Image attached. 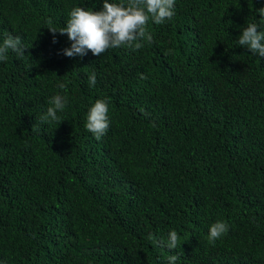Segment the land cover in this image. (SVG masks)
<instances>
[{
    "label": "trees",
    "instance_id": "1",
    "mask_svg": "<svg viewBox=\"0 0 264 264\" xmlns=\"http://www.w3.org/2000/svg\"><path fill=\"white\" fill-rule=\"evenodd\" d=\"M103 2L0 0V44L26 48L0 61V264H264V57L239 44L264 31V0H175L171 20L149 18L152 43L63 55L49 29ZM105 97L97 139L87 116ZM171 230L180 248L158 246Z\"/></svg>",
    "mask_w": 264,
    "mask_h": 264
},
{
    "label": "clouds",
    "instance_id": "2",
    "mask_svg": "<svg viewBox=\"0 0 264 264\" xmlns=\"http://www.w3.org/2000/svg\"><path fill=\"white\" fill-rule=\"evenodd\" d=\"M264 19V7L256 10ZM175 15V0H128L127 6L114 4L104 0L102 9L99 11H89L83 7H74L70 12V18L65 27L59 31L49 29L53 34H66L70 47L64 48L62 54L69 57H82L87 51H91L94 56H101L109 48H118L122 45L139 49L143 42L152 43L153 36L146 31V24L151 17L156 24H162L165 20H171ZM257 23H249L241 31L239 44L249 50L253 55L264 57V31H258ZM55 43V37L53 38ZM25 47L21 43L20 36L11 34L0 44V61L7 58L9 50L23 56ZM91 86L96 84V75L89 76ZM58 88L67 89L66 83L58 84ZM108 99H97L90 107L87 116L86 128L97 139L106 134L109 128ZM67 98L57 94L52 97V106L47 109L46 114L40 117V123L47 124L51 121H58L57 112L65 108ZM229 225L224 221H217L209 228L208 239L215 241L226 234ZM185 241L175 230L168 233L167 242L157 241L158 246H164L169 250L180 248ZM178 255L168 257L169 264L177 261Z\"/></svg>",
    "mask_w": 264,
    "mask_h": 264
}]
</instances>
